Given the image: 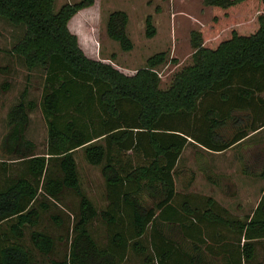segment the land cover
Listing matches in <instances>:
<instances>
[{
    "label": "trees",
    "instance_id": "trees-1",
    "mask_svg": "<svg viewBox=\"0 0 264 264\" xmlns=\"http://www.w3.org/2000/svg\"><path fill=\"white\" fill-rule=\"evenodd\" d=\"M93 2L55 10L54 0H0V17L24 26L10 53L44 73L39 101L26 99L25 87L8 109L0 140V264H122L130 255L142 264H216L206 256L215 250L200 234L205 211L184 203L185 213L196 214L194 222L182 221L173 205L178 163L189 144L220 152L249 137L246 152L262 162L257 176L264 182V0H203L212 18L191 31V63L166 87L156 71L168 60L165 51L150 55L133 74L85 54L68 23ZM127 22L120 9L106 20L107 36L122 51L133 48ZM154 34L147 15L145 35ZM37 107L46 126L42 154L26 137L29 113ZM77 150L99 170L103 207L83 190ZM6 161L16 170L7 172ZM199 172L223 194L235 193L228 176L204 163ZM69 193L76 210L65 238L68 252L58 259L55 239L41 221ZM196 197L215 205L210 196ZM48 217L64 224L58 214ZM96 220L102 242L90 228ZM234 222L243 232L238 248L248 264L264 239V186L251 216ZM150 228L160 229L158 237L147 238Z\"/></svg>",
    "mask_w": 264,
    "mask_h": 264
},
{
    "label": "rangeland",
    "instance_id": "rangeland-1",
    "mask_svg": "<svg viewBox=\"0 0 264 264\" xmlns=\"http://www.w3.org/2000/svg\"><path fill=\"white\" fill-rule=\"evenodd\" d=\"M77 1L79 0H54V9L58 10L64 3ZM117 9L124 10L128 16L126 32L133 43V48L129 51H122L118 43L109 38L106 33L108 14ZM147 15L151 16L155 27V34L152 37L145 35ZM211 18V7L205 5L203 0H94L92 5L74 14L68 26L71 32L77 36L79 45L87 56L109 62L125 74H133L138 68L144 66L150 55L165 51L168 60L159 65L156 71L160 77V86L166 87L176 71L191 63L193 52L190 44L191 31L200 29ZM23 33V25H13L0 17V140L6 132L8 109L18 101L22 90L27 87L26 99H32L37 103L40 98L43 70L40 67L28 69L19 56L10 53V48L21 38ZM26 137L35 143L36 154L44 153L46 126L38 107L29 113ZM244 144L240 146L239 152L240 150L245 151L247 145ZM199 151L202 150L199 149ZM246 151H248L247 148ZM191 152L192 150L188 149L183 156V162L190 165L193 164ZM75 156L83 190L97 204L100 195L96 190L98 185L93 187V183L101 180L99 170L84 161L80 150H77ZM2 159L4 158L0 151V161ZM228 161L231 160L222 159L218 163L228 164ZM6 162L7 172L11 173L16 170V163ZM233 163L236 162L233 161ZM1 172L0 184H2ZM221 174L228 176L234 185L236 179L240 185L243 184L240 195L244 199L248 195L250 199L251 195H254L253 199H255L256 194L260 193V189L264 186L260 177L242 173L238 164L236 169H229ZM205 183L210 184L200 172L197 173L195 184L200 187L197 188L199 192H203ZM75 210L76 198L69 193L66 194L65 201L59 205L53 204L50 212L43 215L41 225L55 239L54 258L61 259L68 252V242L65 238L68 233L67 229L72 225ZM48 213L60 215L64 224L60 227L52 224ZM90 228L96 238L102 242L99 222L94 221ZM122 264H139V259L130 255L128 260Z\"/></svg>",
    "mask_w": 264,
    "mask_h": 264
},
{
    "label": "crops",
    "instance_id": "crops-1",
    "mask_svg": "<svg viewBox=\"0 0 264 264\" xmlns=\"http://www.w3.org/2000/svg\"><path fill=\"white\" fill-rule=\"evenodd\" d=\"M249 137L237 145L233 147L220 151V152H211L207 150H203L201 147L195 144H189L184 149L178 163V174L176 176V190L179 193L177 198L173 201V205L180 212V219L183 221H192L194 222L195 214L192 213L187 214L183 211L182 206L184 203L190 204L192 207H199V212L201 210L205 211V219L204 226L201 230L203 238L207 241L206 244L214 249V253L206 254L210 257L216 264H244L243 257L240 253V249L238 248V243L243 242V232H238L236 229V224L234 220L241 219L246 215L251 216L255 207L257 206L260 197V193L256 194L255 199L254 195H251V199L248 195L246 199L241 197V188H243V184L240 185L238 180L235 182V193L232 195L223 194L216 186L212 184L205 183L203 186V192H199L197 189L199 186L195 184L197 173H199V165L201 163L206 164L213 172L220 173L231 169H236L237 164L240 166V170L244 174L257 176L258 172L261 170V164L259 160H255L257 156H253L250 152H246V148L248 149L247 143L249 142ZM245 143V144H244ZM247 145L244 149L245 151L240 150L239 148L242 145ZM191 149L193 164H188L183 162V156L186 150ZM202 150V151H199ZM232 150V151H231ZM81 151V150H80ZM77 152V151H76ZM76 155V153H75ZM76 157V156H75ZM254 157V158H253ZM222 159H230L231 161L227 164L218 163L219 160ZM77 161V159H76ZM235 161L236 163H233ZM78 165V162H77ZM246 165L251 166L246 169L248 172H244ZM256 174V175H255ZM194 175V176H193ZM192 180L190 181V179ZM259 177V176H258ZM263 180V179H262ZM190 181V182H189ZM240 181V179H239ZM189 182V183H188ZM98 185L97 192L100 195L98 206L103 207V180L99 182L93 183V187ZM200 188V187H199ZM253 190V189H252ZM253 194V192H252ZM210 196L216 202L215 205L212 206L210 203L206 201H202L198 199L196 196ZM251 200V201H250ZM94 201V200H93ZM95 202V201H94ZM212 208V209H211ZM207 210L209 212H207ZM200 215V213H199ZM225 219L223 222H217L216 217ZM230 220V221H229ZM158 221L165 222L158 218ZM160 229H148L147 238L149 239L151 235L153 237H158L160 233ZM190 233V232H189ZM189 238H195V233H190ZM188 252H191L188 250ZM142 264V262H139ZM151 264H157L154 260ZM248 264H264V239L259 241L256 249V254L253 260L248 262Z\"/></svg>",
    "mask_w": 264,
    "mask_h": 264
}]
</instances>
